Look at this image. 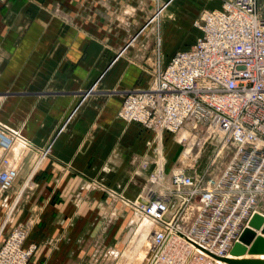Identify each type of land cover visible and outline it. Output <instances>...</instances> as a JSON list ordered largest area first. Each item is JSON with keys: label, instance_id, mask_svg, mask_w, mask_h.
I'll use <instances>...</instances> for the list:
<instances>
[{"label": "crops", "instance_id": "obj_1", "mask_svg": "<svg viewBox=\"0 0 264 264\" xmlns=\"http://www.w3.org/2000/svg\"><path fill=\"white\" fill-rule=\"evenodd\" d=\"M127 3L0 0V123L33 145L11 149L12 158L21 160L0 199V245L10 227L30 226L22 249H36L27 264H90L95 245L120 250L125 244V205L89 181L141 199L138 160L152 142L146 135L151 132L117 117V92L148 78L122 62L102 74L108 63L104 49L129 25L124 16L113 28L104 19ZM54 4L73 18L72 25L53 16ZM138 233L143 243L135 264L145 253L146 238Z\"/></svg>", "mask_w": 264, "mask_h": 264}, {"label": "built area", "instance_id": "obj_2", "mask_svg": "<svg viewBox=\"0 0 264 264\" xmlns=\"http://www.w3.org/2000/svg\"><path fill=\"white\" fill-rule=\"evenodd\" d=\"M217 1L193 20L190 46L121 91L117 117L172 135L188 162L170 166L169 194L134 202L148 226L141 264H225L218 258H228L251 216L264 215V0ZM6 167L0 199L15 175ZM26 232L19 225L4 239L0 264L27 263L34 247L22 249Z\"/></svg>", "mask_w": 264, "mask_h": 264}, {"label": "rangeland", "instance_id": "obj_3", "mask_svg": "<svg viewBox=\"0 0 264 264\" xmlns=\"http://www.w3.org/2000/svg\"><path fill=\"white\" fill-rule=\"evenodd\" d=\"M129 1L130 3H127V7L122 8L115 14L113 13L114 16L106 17L104 19V21L108 22L109 26L113 28L118 22L116 21L118 20L117 18H122V16H124L123 18H129V25L125 27V30L122 32H118L117 37L112 39L113 45H109L108 49H104L106 51L105 57H108V63L105 66L102 74L115 66V64L122 62L124 64L132 65L133 67L138 68L143 74L146 75L147 78H149L148 76L152 74V71L158 67L164 66L171 55L192 44L195 37L198 35L197 31L192 27V22L196 18L199 11L202 9L217 8L219 4L217 0ZM51 13L62 24H73V18L64 12V8H62L61 5L54 4L51 8ZM97 15L100 18H103L102 13L100 14V12H97ZM133 87L134 86H131L129 88ZM94 89L97 90L96 87H94ZM125 89L128 88L120 89L117 93L121 95V91ZM88 91L83 92L84 95H81V100L83 96L88 93ZM1 124L5 128L12 130L14 133V144L12 146L13 149L15 147H21L22 150L23 148H26L25 150H27L33 147V145L28 140L24 139L15 130L2 122ZM150 132L151 133L147 132L146 135H150L149 137L152 139V142L146 145V148L142 152L141 159L138 160L143 179L142 187L139 192L140 194L138 196L143 198H148V196L150 198H156L161 194H169L171 192L169 175L170 166L173 163L179 164L182 161L184 163H188L180 156L182 147L181 145L174 142L172 135L168 133L155 134L152 131ZM22 142H27L28 145L26 144L27 146L24 147L25 145ZM11 149H8L6 152H4L0 147V154L1 157L6 160V163H9V166L12 165V161L13 164H16L17 161L16 166L12 165V167L9 168L13 170L15 169L16 175L17 167L21 158L20 160L18 159L15 161V159L12 158V154L14 152L11 151ZM41 150L42 151H40L39 155H41L44 159L47 153V148ZM187 150L188 148L185 149V151ZM210 150L211 147L208 146L200 151L196 163L198 167H201V165L204 164L207 156L210 153ZM19 157H21V155ZM39 164L40 162L37 164V166ZM5 167L6 166L3 164V162L0 163V170L3 171ZM160 168H162L163 173H160ZM15 175L12 178L11 185ZM89 182L93 187L103 189V192L110 199H115L125 205L123 211L124 213H122L124 215L123 217L130 219V225L126 226L128 235H126L125 244L122 249L116 250L113 248H105L101 246V244L95 245V248L91 254V256L94 257V260H96L95 264H135L137 253L139 252L143 242L138 243V237L134 236V233L137 231L139 224L142 222L144 223V216L141 206H136L134 204L135 201H139L138 198L127 199L122 194L111 189H106L102 185H99L96 183V181L91 180ZM30 184L31 182L28 186H30ZM19 225L25 224H17L10 227L7 236ZM146 227L148 226L146 225ZM29 230L30 226L26 225V237ZM146 232H148V229ZM144 238H146L143 239L145 250L148 245L147 233L146 237ZM33 247L34 249L29 255L28 260L31 258L36 249L35 246ZM261 256H264V253L260 255V257Z\"/></svg>", "mask_w": 264, "mask_h": 264}, {"label": "water", "instance_id": "obj_4", "mask_svg": "<svg viewBox=\"0 0 264 264\" xmlns=\"http://www.w3.org/2000/svg\"><path fill=\"white\" fill-rule=\"evenodd\" d=\"M238 240L229 250L232 258H218L225 264H264V259L241 258L245 252L248 256H260L264 253V221L258 215L253 214ZM252 229V230H251Z\"/></svg>", "mask_w": 264, "mask_h": 264}, {"label": "bare ground", "instance_id": "obj_5", "mask_svg": "<svg viewBox=\"0 0 264 264\" xmlns=\"http://www.w3.org/2000/svg\"><path fill=\"white\" fill-rule=\"evenodd\" d=\"M14 142L11 139L10 133L5 132L4 130L0 129V147L3 149L4 152H6L8 149L10 150L13 146ZM188 151V150H187ZM10 170V169H8ZM11 171H13V169H11ZM136 203H138V201H135ZM139 202L143 203V197H141V199L139 200ZM256 215H258L260 218L263 219L264 221V215L259 214V213H255ZM245 228H248V225H246ZM244 228V229H245ZM147 227L146 224H144L143 222L141 224H139L138 229L139 230V235L142 237H146V231H147ZM252 230V229H251ZM228 258H232L229 253L227 254ZM241 258H260V259H264V256H248L245 252L241 255Z\"/></svg>", "mask_w": 264, "mask_h": 264}]
</instances>
